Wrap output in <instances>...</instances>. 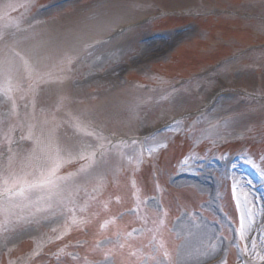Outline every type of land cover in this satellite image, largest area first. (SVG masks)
Returning a JSON list of instances; mask_svg holds the SVG:
<instances>
[{
	"label": "rangeland",
	"instance_id": "rangeland-1",
	"mask_svg": "<svg viewBox=\"0 0 264 264\" xmlns=\"http://www.w3.org/2000/svg\"><path fill=\"white\" fill-rule=\"evenodd\" d=\"M185 1L190 4L188 9L193 11L208 10L216 4L241 13L264 15V0H245L244 5L240 0ZM181 3L182 0H73L67 3L64 0H0V175L12 176V181L20 179L17 184L24 180L28 185L43 187L37 189L39 195L23 196L11 208L0 207V258L7 244L19 248L12 258L3 259L2 264L29 262L27 259L42 249L45 254L40 260L51 262V252L56 249L53 243L60 238L66 240L63 244L71 241L61 255L69 252L68 247L72 250L73 241L77 238L95 240V226H87L88 219L91 215L103 214L105 208L109 209L104 214L110 215L115 209L118 212L121 206L132 205L128 190L132 189L138 195L136 188L131 187L133 179L137 180L141 192L153 193L148 207L154 212H160L162 200L168 204L167 211L172 219L170 231L180 241L178 249L181 252L188 250L179 259L168 263L156 261L155 264H202L216 257L224 243L233 251V259L230 258L233 264L241 259L249 264L264 261V242L257 243L258 237L252 236L255 232H264V194L256 189L253 180L255 175L264 181V164L262 168L255 163L251 158L254 152L248 154L246 150L247 155H242L238 164L228 165L226 157L218 167L214 163L216 153L212 151L220 144L219 139L228 142L244 140L248 136H254L256 140L264 138V105L253 103L259 98L257 95L264 96V48L247 49V46L254 45L255 38L243 35L246 47L242 57L235 58V61L232 59L222 70L209 75L203 70L215 59L220 61L222 56L215 55L205 62L201 60L203 56L212 55L215 51L207 45L200 48L205 50L201 54L198 48H193V42L186 43L181 65L140 67L144 61L160 57L170 45L186 37L187 41L193 40L191 27L190 30L160 34V31L153 32L160 28L158 25H148L149 15L155 16L159 9L181 10L182 6H176ZM144 19L148 22L141 27L129 26L130 29L135 28L126 33L112 34L124 25L138 21L145 23ZM240 22L244 26L245 23ZM225 23L231 22L226 20ZM253 24V28L264 35V20ZM119 35L122 37L114 42L106 41L108 36ZM152 35L156 36L148 41ZM235 35L224 39L231 43L230 37ZM197 56H200L198 63L195 61ZM84 66L89 68L82 72ZM58 67L61 69L55 71ZM129 69L136 75L127 82H121ZM153 71L167 78L181 76V79H206L207 82L197 85L196 91L185 88L175 94L170 89L171 83L150 75ZM49 72L54 82L37 90L35 81ZM144 77L159 89L151 92L145 87L131 86ZM57 78L69 79L70 92L65 85L55 82ZM11 81L18 85L14 91L25 90L17 97L23 96L16 106L10 104L6 93ZM216 85L225 94L216 116L218 113L226 116L221 122L214 118L203 125L199 137L191 142L190 137L178 138L174 143L166 138L150 145V155L146 157L151 160L160 150L170 149L159 166L153 163L138 175L135 171V167L141 164L138 149H105L107 137L137 134L143 129L147 132L159 123L165 111L181 113L196 107V97L200 102L206 91L211 93ZM25 86L27 89L23 90ZM96 86L101 89L94 90ZM33 94H36L33 97L36 103L31 101ZM27 101L33 103V109L28 108ZM22 128L30 132L27 142L15 138L16 134H21ZM184 130L190 132L189 128L178 127L172 133L176 135ZM101 131H107L108 136ZM253 131L259 133L254 134ZM6 133L10 134L9 138ZM203 139L208 142L203 146L204 150L190 152V145L194 143L197 146ZM11 141L14 146L9 145ZM262 142L264 147V140ZM11 147L15 151H10ZM85 157L90 158L86 164L58 181L59 168ZM240 161L253 173L241 169L238 166ZM173 173L188 174L190 178L176 181L174 185L179 189L193 187L199 198L185 194V202H182L175 191L174 204L170 199L167 203V199L162 197L166 196L167 179ZM194 189L189 188L188 192L195 193ZM115 200L119 204L111 203ZM162 207L165 208L164 205ZM185 214L186 217L176 225L173 223L175 215L181 218ZM166 216L165 213L163 217L166 219ZM142 217L148 219V227L150 223L154 225L152 233L159 238L158 231L163 229L161 222L148 213H142ZM135 222L140 223V217ZM84 225L91 227V235H82ZM135 232L142 233L141 230ZM170 241L168 239V243ZM106 242L109 245L108 239L102 243ZM85 253L83 247L82 254ZM144 253L149 254L147 249ZM22 254L23 257L16 262V257ZM110 261L105 259L99 264H110ZM78 264L94 263L83 258V263Z\"/></svg>",
	"mask_w": 264,
	"mask_h": 264
},
{
	"label": "snow or ice",
	"instance_id": "snow-or-ice-1",
	"mask_svg": "<svg viewBox=\"0 0 264 264\" xmlns=\"http://www.w3.org/2000/svg\"><path fill=\"white\" fill-rule=\"evenodd\" d=\"M243 232H244V225L243 222L241 223V238L243 239Z\"/></svg>",
	"mask_w": 264,
	"mask_h": 264
}]
</instances>
